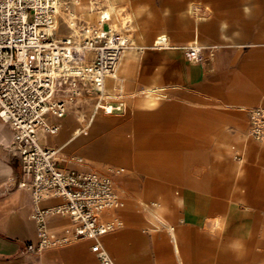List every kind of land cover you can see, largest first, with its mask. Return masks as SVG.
I'll return each mask as SVG.
<instances>
[{
	"label": "crops",
	"instance_id": "1",
	"mask_svg": "<svg viewBox=\"0 0 264 264\" xmlns=\"http://www.w3.org/2000/svg\"><path fill=\"white\" fill-rule=\"evenodd\" d=\"M123 2L133 47L102 95L79 81L66 116L48 115L59 131L41 144L59 150L64 170L113 179L124 207L98 216L121 223L99 239L114 264H264V138L251 135V112L264 110V0ZM95 26L79 22L68 37ZM13 137L0 120V264H99L91 239L28 251L38 241L35 203L19 187L28 177ZM47 221L59 235L78 226L62 214Z\"/></svg>",
	"mask_w": 264,
	"mask_h": 264
},
{
	"label": "built area",
	"instance_id": "2",
	"mask_svg": "<svg viewBox=\"0 0 264 264\" xmlns=\"http://www.w3.org/2000/svg\"><path fill=\"white\" fill-rule=\"evenodd\" d=\"M60 0H0V120L14 131V147L19 153L30 188L37 223L38 241L28 251L42 253L79 240H95L93 252L99 264H114L101 248V236L115 231L121 223L115 219L101 222L99 214L109 209H122L124 203L114 190L113 179L95 172L64 170L59 167V150L41 144L43 135H56L59 126L48 121V115L64 118L68 103L76 96L79 81L92 83L102 94L105 78L116 72L121 55L133 44L106 27L102 17L95 27L72 37L57 39ZM159 45L165 41H159ZM88 52L93 60L86 62ZM191 61H199L201 49H186ZM69 85L72 95L60 93ZM251 135L264 138V110L251 112ZM79 162H82L79 159ZM124 170L117 171L118 174ZM60 198L59 207L40 209L39 204ZM70 216L78 226L63 235L52 231L48 217Z\"/></svg>",
	"mask_w": 264,
	"mask_h": 264
},
{
	"label": "rangeland",
	"instance_id": "3",
	"mask_svg": "<svg viewBox=\"0 0 264 264\" xmlns=\"http://www.w3.org/2000/svg\"><path fill=\"white\" fill-rule=\"evenodd\" d=\"M61 6L58 18V33L57 38L61 39L72 34V29L80 24L82 26L98 25L101 21V16L109 13V21L106 22V27L113 32L123 35V17L127 13L122 9L125 6L123 0H60ZM118 11L119 16L115 18L114 13ZM120 9V11L118 10ZM89 53V52H88ZM87 55V61L91 60V56ZM99 95H102L99 93ZM101 108L108 111L112 110V106L101 105Z\"/></svg>",
	"mask_w": 264,
	"mask_h": 264
},
{
	"label": "bare ground",
	"instance_id": "4",
	"mask_svg": "<svg viewBox=\"0 0 264 264\" xmlns=\"http://www.w3.org/2000/svg\"><path fill=\"white\" fill-rule=\"evenodd\" d=\"M104 17H105V18H109V17H110L109 13H105V14H104ZM101 105H102V104H99V107H101ZM106 112H107V110H106Z\"/></svg>",
	"mask_w": 264,
	"mask_h": 264
}]
</instances>
